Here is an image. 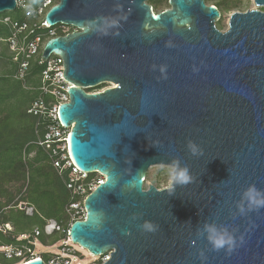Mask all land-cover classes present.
Listing matches in <instances>:
<instances>
[{
	"label": "water",
	"instance_id": "obj_1",
	"mask_svg": "<svg viewBox=\"0 0 264 264\" xmlns=\"http://www.w3.org/2000/svg\"><path fill=\"white\" fill-rule=\"evenodd\" d=\"M149 1L58 0L45 15L77 28L48 39L42 58L61 55L74 85L59 115L75 163L105 175L71 242L109 255L101 264H264V208L249 211L244 198L250 186L264 197V10L234 11L221 30L206 0H168L159 12ZM16 8L0 0V13ZM106 82L115 85L86 90ZM177 160L189 184L144 188L151 166ZM208 226L236 249L213 250Z\"/></svg>",
	"mask_w": 264,
	"mask_h": 264
},
{
	"label": "trees",
	"instance_id": "obj_2",
	"mask_svg": "<svg viewBox=\"0 0 264 264\" xmlns=\"http://www.w3.org/2000/svg\"><path fill=\"white\" fill-rule=\"evenodd\" d=\"M41 1L32 3L37 6ZM206 1L219 9L227 10L239 5V0ZM150 3L156 8L168 5V0H150ZM21 11L23 13L12 17L16 20H27V13ZM9 34V28L0 23V39L6 41ZM65 34V31L59 29L58 35ZM11 64V72L0 74V225H11V229L0 231V247L22 245L25 247V254L24 257L8 259L0 252V264L19 263L23 258L25 262L29 261L33 256L35 239L44 241L47 237L52 240L48 245L64 239L66 235H47L45 232L35 237V228L43 229L48 219L54 218L66 226L69 224L65 212L70 201V193L65 184L66 177L59 175L52 165L47 148L37 144V140L43 137L45 123L39 125L40 119L27 111L40 93L37 89L26 88L25 84L33 80L35 82L43 66L33 62L26 80L23 81L15 77L19 61L13 58ZM102 86L100 84L86 90L92 92ZM33 152L35 155H31ZM97 176V172L90 174V178ZM23 204L33 207V213L28 214L26 207H22ZM52 257L54 253L51 252L41 255L47 263Z\"/></svg>",
	"mask_w": 264,
	"mask_h": 264
},
{
	"label": "built area",
	"instance_id": "obj_3",
	"mask_svg": "<svg viewBox=\"0 0 264 264\" xmlns=\"http://www.w3.org/2000/svg\"><path fill=\"white\" fill-rule=\"evenodd\" d=\"M57 2L58 0H42L36 6L29 0H17V8L19 7L25 11L28 19L16 20L10 14L4 12L0 13V23L5 24L10 30L6 41L10 50L14 53L15 59L19 61L15 77L25 81L29 69L36 59L43 66L40 73L41 82L34 88L39 91L40 95L31 102L27 111L40 119L39 125L45 123L43 137L37 140V144L47 148L52 165L59 175L66 177L65 184L70 193V201L65 207V212L69 218V224L66 226L62 222L50 218L43 229L35 228V237L42 232L47 235L54 233L66 235L59 245V252L54 253V257L49 260L48 264H71L73 252L70 247L72 243L70 227L74 221L86 218V198L100 183L105 181V175L97 172V177L90 178V174L93 172L84 171L75 163L70 151L72 125H64L59 115L60 104L69 101L68 90L74 85L63 76L65 61L61 55L52 53L47 59H43L42 54L40 55L47 40L59 36V29L65 31L66 34L77 30L74 26L64 23L52 26L45 19L48 9ZM25 207L26 205H24ZM26 211L28 214H32L33 207H26ZM7 229H11L9 223L0 225V231H6ZM35 243L36 241H34ZM0 252L8 259L24 257L25 247L22 245H6L0 247ZM105 256L106 259L109 258V255ZM33 258H41V255L32 256L31 259ZM24 261L26 260L22 262Z\"/></svg>",
	"mask_w": 264,
	"mask_h": 264
},
{
	"label": "rangeland",
	"instance_id": "obj_4",
	"mask_svg": "<svg viewBox=\"0 0 264 264\" xmlns=\"http://www.w3.org/2000/svg\"><path fill=\"white\" fill-rule=\"evenodd\" d=\"M39 0H33V3H37ZM150 3V1H149ZM210 4V3H209ZM238 6L236 8L233 9H224V8H220L222 16L219 20L217 21V26L221 29V30H226L229 27V21H230V17L231 14L234 11H246L247 9H252V8H259L262 9L264 7H257L256 3L254 2V0H239L238 1ZM154 7V6H153ZM167 8H170V4L168 2L167 4H164L162 6L156 7L154 8L156 12L165 10ZM16 8L13 11H7L6 13L10 14L11 16H16L19 13H23L20 9ZM219 22V25H218ZM74 29V28H73ZM43 50L40 52V55L42 54ZM0 74L1 73H9L11 72V61L14 58V53L10 50L8 43L4 40L0 39ZM37 82L39 77L37 76V78H35ZM103 86L101 88L96 89V91H101L104 90L108 87L114 86L113 83L111 82H106L102 84ZM36 86V83H34V80L31 82H26L25 87L26 88H31L34 89ZM31 155H35V152H33ZM171 166L168 165H154L151 166L148 171L147 174L145 176V181H144V188L148 189L150 187V185H156L159 188H165L168 187L169 184V176L167 174V171H162L161 169H168ZM168 176V177H167ZM167 177V178H166ZM60 237V236H59ZM46 240V241H45ZM44 241H41L39 239H35L36 243H35V248L33 250V256H40L43 253H47V252H51V253H55V252H59V245L61 244L62 240H59V242L53 244V245H48L51 243V239L45 237ZM70 247L72 249V254H73V261L71 262V264H101L105 259L106 256L101 255V256H94L91 253H89L86 249H83L82 247H80L77 244L71 243ZM24 259H22L20 262H22ZM19 262V263H20ZM18 264V263H17Z\"/></svg>",
	"mask_w": 264,
	"mask_h": 264
},
{
	"label": "clouds",
	"instance_id": "obj_5",
	"mask_svg": "<svg viewBox=\"0 0 264 264\" xmlns=\"http://www.w3.org/2000/svg\"><path fill=\"white\" fill-rule=\"evenodd\" d=\"M106 23L109 27H115L118 25V21L116 19H111ZM105 34L107 33L105 32ZM188 147L193 156L202 154V150L198 149L194 142H189ZM167 174L170 178L168 184L170 189L173 188L174 185H187L193 179L188 166H181L179 160L175 161L172 166L167 169ZM131 183L134 186V182L132 181ZM244 198L248 201L249 211H259L264 208V197L261 196V193L258 192L254 186L249 187V189L244 193ZM243 212L244 208L241 207V213ZM156 227L157 226L151 222H145L143 225V228L146 231H155ZM206 230L208 232V240L212 244L213 250H226L228 253H231L238 246L233 236L228 234L226 231H219L214 226H208ZM241 243H243V241H241Z\"/></svg>",
	"mask_w": 264,
	"mask_h": 264
},
{
	"label": "crops",
	"instance_id": "obj_6",
	"mask_svg": "<svg viewBox=\"0 0 264 264\" xmlns=\"http://www.w3.org/2000/svg\"><path fill=\"white\" fill-rule=\"evenodd\" d=\"M33 62H37V59H36V60H34ZM40 82H41V76L39 75V79H38V81H37V82H34V83H36V85H39V84H40Z\"/></svg>",
	"mask_w": 264,
	"mask_h": 264
},
{
	"label": "bare ground",
	"instance_id": "obj_7",
	"mask_svg": "<svg viewBox=\"0 0 264 264\" xmlns=\"http://www.w3.org/2000/svg\"><path fill=\"white\" fill-rule=\"evenodd\" d=\"M115 85V84H114ZM23 263H25V261L24 262H21V263H19V264H23Z\"/></svg>",
	"mask_w": 264,
	"mask_h": 264
}]
</instances>
